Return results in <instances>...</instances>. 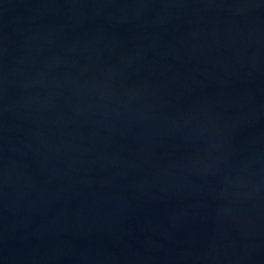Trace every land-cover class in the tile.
Returning a JSON list of instances; mask_svg holds the SVG:
<instances>
[{
  "label": "water",
  "instance_id": "95a60500",
  "mask_svg": "<svg viewBox=\"0 0 264 264\" xmlns=\"http://www.w3.org/2000/svg\"><path fill=\"white\" fill-rule=\"evenodd\" d=\"M264 205V0H0V264H186Z\"/></svg>",
  "mask_w": 264,
  "mask_h": 264
}]
</instances>
